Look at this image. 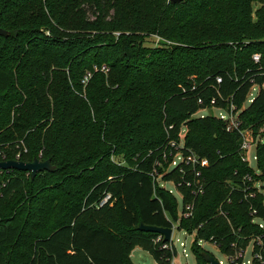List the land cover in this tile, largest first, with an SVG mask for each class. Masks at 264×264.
I'll use <instances>...</instances> for the list:
<instances>
[{
	"label": "trees",
	"instance_id": "obj_1",
	"mask_svg": "<svg viewBox=\"0 0 264 264\" xmlns=\"http://www.w3.org/2000/svg\"><path fill=\"white\" fill-rule=\"evenodd\" d=\"M0 27V149L14 159L23 140L22 160L55 166L0 170V264H135L136 247L172 264L168 243L138 229L178 221L159 176L194 205L179 229L197 232V264L200 240L232 255L264 235V180L240 154L258 138L264 167V0H0ZM208 107L242 121L195 117ZM166 152L184 160L163 169Z\"/></svg>",
	"mask_w": 264,
	"mask_h": 264
},
{
	"label": "rangeland",
	"instance_id": "obj_2",
	"mask_svg": "<svg viewBox=\"0 0 264 264\" xmlns=\"http://www.w3.org/2000/svg\"><path fill=\"white\" fill-rule=\"evenodd\" d=\"M258 7H259V3H254V10ZM147 44L150 46H155V47L160 45V44L173 45V43H171V42H169V41H167L161 37H157V36L149 37L147 40ZM103 67H102V69H103ZM105 67H106V70H104V71L107 72L109 69L107 68V66H105ZM250 91L251 92L248 96V102H250V100L254 97V95L257 94L258 87L255 86V87L251 88ZM248 102L245 104V106H247ZM220 114H224V115L228 114L227 121L229 122L230 125H232V124L238 125L242 121L240 118L239 112H237V113L229 112L228 113L227 111H223L222 109L216 108V107H208L207 109H202L196 113L195 117L205 116V115L219 116ZM183 133H186V129H182V135H184ZM257 139L253 140L252 137H249V135H247L245 138V142L247 145L245 147L242 146L240 148L241 149L240 154H241L243 160L248 162L260 174L259 178L264 180V167L263 168L257 167V162L255 159ZM177 157H178V155H176L174 158L176 161L179 160ZM161 158H162V165L161 166L163 167V169H166V168L169 169L171 166H173L174 162L173 163L170 162L169 153L166 152L165 154H163L161 156ZM114 160L118 164H122V165L127 164L126 159L124 158L123 155L115 156ZM161 178H162V176H159L157 178L156 182L157 183L159 182V184L164 185L167 189L171 190L174 193V195L178 199L179 212H181V210L183 208V202H182L181 194L179 193V191L177 190L176 186L173 183H168L167 181H164ZM194 239H195V233L190 234L185 230H180L178 228L174 229L173 240H174V244L177 247V251H178V253H176L177 254L176 257L174 258L176 264H197L196 257L193 254L192 248H191L192 242L194 241ZM181 242H184L186 244V246L182 247ZM200 245L204 248L205 252L210 253L211 255H213L218 260H222L223 264H230L228 257L222 253V251L217 247L215 242L202 241V242H200ZM184 248L186 249V252L188 254L187 257L185 256V254L183 252ZM252 250H253V245L251 244L247 248V251L245 253V258H244L245 264H248V261L252 260V258H253ZM132 259H133L135 264H158L155 261L154 257L148 251H145L141 247H136L133 250Z\"/></svg>",
	"mask_w": 264,
	"mask_h": 264
},
{
	"label": "built area",
	"instance_id": "obj_3",
	"mask_svg": "<svg viewBox=\"0 0 264 264\" xmlns=\"http://www.w3.org/2000/svg\"><path fill=\"white\" fill-rule=\"evenodd\" d=\"M253 60L256 62V63H260L261 60H262V57H261V54L260 53H255L253 55ZM95 69H98L97 67H95ZM102 70H106V67L104 66ZM92 77V73L91 72H88L84 79L82 80V82L84 84H87V82L89 81V79ZM218 81L220 82L221 79L219 78ZM225 111V110H223ZM229 113V112H228ZM219 118L223 119V120H227V117H228V114L227 115H224V114H220L218 116ZM170 145L175 147V148H179V145L177 144L176 141H171L170 142ZM247 144L246 142L244 141L243 143V147H245ZM20 146H22V149H19V151L17 152L16 154V157L14 158V160H22L21 159V156L23 153H27L28 152V149L27 147L25 146L24 144V141L22 140L20 142ZM19 147V146H18ZM178 155V159H181V160H184L183 156L181 154H177ZM256 159V157H255ZM0 160L3 161V160H8L6 159V154L5 152L0 149ZM187 161L188 162H192L193 164H197L199 163L201 165V167H205L208 165V160L205 159V158H202L200 159L196 154H191L190 156L187 157ZM174 164H176V160L174 161ZM258 173V172H257ZM259 174V173H258ZM246 179L248 181H251L252 180V177L247 175L246 176ZM168 183H173V182H168ZM174 184V183H173ZM262 182L261 181H258V182H255L254 183V187L257 188L258 192H263L262 190ZM175 185V184H174ZM189 186H191V183H188ZM164 186V185H162ZM176 186V185H175ZM171 191V190H170ZM202 188L199 189L197 191V193H202ZM172 192V191H171ZM196 192V191H195ZM182 197V195H181ZM111 199V194H107L102 200L101 202L99 203L98 206H103L105 205L107 202H109ZM193 208H194V205L192 203H189L187 205H185L184 208H182L181 212H179V218H178V221L177 222H173V225H172V235H171V241L170 242H167L169 247L171 248V250L174 252V257H173V261H172V264H176L175 263V260L174 258L176 257V253H178L177 251V247L175 246L174 244V240H173V233H174V229L175 228H178L179 229V222L182 218H187L189 217L190 215H192L193 213ZM253 213H256V210H253L252 211ZM255 223H257L259 225L260 228L264 229V220L262 219H258L256 218L255 220H253ZM184 230V229H182ZM186 231V230H185ZM188 232V231H187ZM189 233V232H188ZM195 233V238H196V231H194L193 233H190V234H194ZM159 239H163V236L159 234ZM195 240V239H194ZM204 240H200L199 241V245H200V242H202ZM194 241L192 242V245H193ZM215 244L217 245V247L220 249L219 245L215 242ZM253 245V250H252V255H253V258L251 261H248V264H264V235L261 234V235H258V236H254L251 238V240L249 241V243L246 245L245 248H237L238 244L237 243H233L232 246L234 248H236V253L235 254H232V255H226L228 257V260L230 262V264H245L244 262V258H245V253L247 251V248L250 246V245ZM181 246L182 247H185L186 244L184 242H181ZM201 246V245H200ZM192 248V246H191ZM183 252L185 254V256L187 257L188 254L186 252V249L184 248L183 249ZM220 264H223V261L222 260H218ZM208 264V263H207Z\"/></svg>",
	"mask_w": 264,
	"mask_h": 264
},
{
	"label": "water",
	"instance_id": "obj_4",
	"mask_svg": "<svg viewBox=\"0 0 264 264\" xmlns=\"http://www.w3.org/2000/svg\"><path fill=\"white\" fill-rule=\"evenodd\" d=\"M172 3H180L183 0H170ZM9 31L0 27V35L8 36ZM9 169H17L21 171H26L31 174L32 178H35L36 175L43 171H54L55 166L52 165L51 160H42L40 158H35L33 161H24V160H0V170H9ZM141 231L145 232H154L163 236V240L165 242L171 241L172 235V227H162L156 225H148L141 223L139 228ZM203 257L208 264H220L218 259H216L213 255L208 252H203Z\"/></svg>",
	"mask_w": 264,
	"mask_h": 264
}]
</instances>
